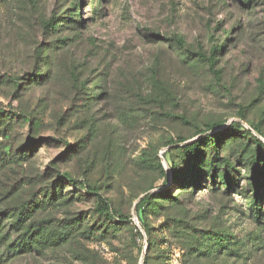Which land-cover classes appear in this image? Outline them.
<instances>
[{"label":"rangeland","instance_id":"obj_1","mask_svg":"<svg viewBox=\"0 0 264 264\" xmlns=\"http://www.w3.org/2000/svg\"><path fill=\"white\" fill-rule=\"evenodd\" d=\"M217 46L219 77L190 53ZM235 123L242 130L228 131ZM198 130L221 135L227 164H215L216 183L207 173L174 181L169 163L184 168V144L167 145L200 140ZM255 139L264 142V0H0V264H143L134 210L160 191L170 198L139 214L151 264H264ZM212 153L205 146L194 169L208 172ZM66 175L143 239L133 225L90 234L103 220L98 199ZM74 222L69 242H45Z\"/></svg>","mask_w":264,"mask_h":264},{"label":"trees","instance_id":"obj_2","mask_svg":"<svg viewBox=\"0 0 264 264\" xmlns=\"http://www.w3.org/2000/svg\"><path fill=\"white\" fill-rule=\"evenodd\" d=\"M50 26L53 27L52 21L46 24V27H50ZM167 41L176 42V44L180 48H185L186 46L184 41L181 38H175L174 40L167 39ZM220 51H222V49H220L219 46H217L212 49L210 56H205L204 54L200 52H197V53L190 52V53L194 57L198 58L199 61L206 62L208 66L210 67L211 71L217 77H219V72L215 70V64H216V57ZM155 88L161 91L162 93L166 94V89L162 86V84L158 80H156ZM220 126H222V124H214L210 126L209 128H207V130L214 129L215 127H220ZM228 128H230L228 131L237 133L242 130V125H240L239 123H235V124L230 125ZM244 132L251 136L253 135V132H256L257 134L262 136L257 126H251L250 130H244ZM207 133L208 131L198 130L197 136H201V138L200 140H196L193 142H188L189 139L180 138L178 141L171 140L168 143L167 146H172L176 144H184L179 149L180 154H181L180 164L184 168L179 170L178 165L174 164L173 162L169 163L171 175L174 181L186 182V180H189V178L193 180L195 177H198V179H202L204 175H206L207 173V177L211 178L213 183H216L218 179V175H217L218 171H217V168L215 167V164L219 163L220 161H222L225 164L227 163L224 160L220 159L218 145L222 141L221 135L219 136H217L216 134L209 135ZM205 146H209L213 149L212 154L214 155V158L210 164L209 171L204 173L200 168L194 169L193 166L195 165V163L196 164L204 163V147ZM255 146H256V149L254 151V157L252 160L253 171H252V177L250 178V181H251L250 187L253 189V194H254L253 203H254V206L256 207V212L258 213L260 211V204H259V201L261 200L260 194H261L262 189H264L263 180H262V176L264 174V166H261V161H264V142L260 139H255ZM171 151L172 150H169L167 152L169 153ZM167 152L164 154V159H166L167 157ZM158 165H159L161 172L165 174V170H164L162 163L159 162ZM66 178L67 180H70L74 185L79 186V188L85 190L89 194H94L98 199V212L101 215V218H103V220L97 221L96 225L90 228V231H89L90 234H92L93 236L102 237L103 234H106L109 232L110 230L109 228L115 227L114 230H120L121 226L133 225V229H135L136 231L135 236L137 238L143 239V234L141 230L136 225L133 224L131 217L126 216L119 211L113 212L108 201L101 197L100 193L97 192V189L95 187L78 182L72 179L68 175H66ZM49 191L51 194L50 200L56 202V200L58 199L57 190L50 189ZM168 198H170V195L168 196V194L163 191H160L159 193H148L145 196H143V198L137 204L136 210H137V215H138V219L140 222V226L145 232L146 237H147V248H146V254L143 259V264L152 263L153 256L151 252H152V247L155 244V242L153 241L154 239L151 234V228L147 224L143 223L139 214L141 212L150 210L151 208L157 206L158 204L157 200H162V199L164 200ZM111 211L113 214H109ZM113 222H115L114 225H113ZM76 226H78L76 222H74V224H67V227H65L64 229H67L68 232L56 230L57 228L55 227L54 229L55 233L52 235L47 234V239L45 242L52 243L54 244V246H57V247L62 246L63 244H66L72 239V236L75 234L76 231L74 232V230H77ZM41 232L42 231H40L39 236L41 235ZM86 233H87V230L83 231V234H86ZM41 244L42 243L37 240L34 243H30V248H33V250H38ZM140 252L142 253V247L140 249Z\"/></svg>","mask_w":264,"mask_h":264},{"label":"water","instance_id":"obj_3","mask_svg":"<svg viewBox=\"0 0 264 264\" xmlns=\"http://www.w3.org/2000/svg\"><path fill=\"white\" fill-rule=\"evenodd\" d=\"M163 160H164V159H163ZM142 198H143V197H142ZM140 200H141V199H140ZM140 200H139V201H140ZM139 201H138V203H139ZM138 203H137V204H138ZM134 215H135V216L137 215V211H136V209L134 210Z\"/></svg>","mask_w":264,"mask_h":264}]
</instances>
